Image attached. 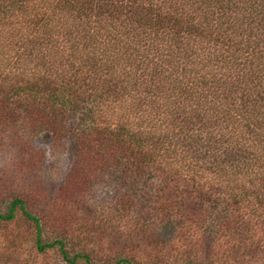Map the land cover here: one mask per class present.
<instances>
[{"label": "trees", "instance_id": "trees-1", "mask_svg": "<svg viewBox=\"0 0 264 264\" xmlns=\"http://www.w3.org/2000/svg\"><path fill=\"white\" fill-rule=\"evenodd\" d=\"M8 123L28 137L44 131L47 166L62 149L70 158L55 221L88 182L113 176L115 205L134 210L132 238L149 243L174 218L164 191L184 184L177 260L235 264L214 244L204 259L202 244L235 214L248 251L237 264H264V0H0ZM17 212L34 228L35 253L91 264L85 252L69 256L62 233L43 239L23 197L0 222Z\"/></svg>", "mask_w": 264, "mask_h": 264}, {"label": "rangeland", "instance_id": "rangeland-1", "mask_svg": "<svg viewBox=\"0 0 264 264\" xmlns=\"http://www.w3.org/2000/svg\"><path fill=\"white\" fill-rule=\"evenodd\" d=\"M43 132H32L28 137L16 124L0 125V211L5 210L12 198L23 197L27 209L41 222L43 239L52 240L62 233L64 248L69 256L85 252L91 264H115L117 261L118 264H127L119 261L121 258L128 259L130 264L188 263L176 258L179 255L176 252L183 250L187 239L178 232L182 222L187 225L190 211V208L184 207L185 203L181 206V200L187 195L184 184H179L181 189L177 187L171 192L164 191V199L171 201L173 206L174 218L158 226V229L154 228L159 237L149 243L132 238L136 227H133L136 218L134 210L115 205L119 190L113 176L88 182L86 190L75 201L71 200L66 219L55 221L53 213L59 207L63 208L60 198L56 202V193L63 178L69 176L70 158L63 157L65 151L62 149L52 160V163L56 161V165L47 166L46 160H50L52 155ZM145 219L148 220L147 217ZM238 219L235 214L231 215L227 227L214 235L216 241L202 243L207 251L204 259L213 244L217 247L215 254L219 253L228 260L232 258L235 264L247 259L248 251L238 244L245 242L237 235L241 234L237 228V223L240 225ZM248 227V235L254 232L257 236L255 226L249 222ZM209 232L207 229L206 234ZM33 241L34 228L19 212L14 219L0 222V264H68L60 258L56 248L35 253ZM73 264L86 263L77 259Z\"/></svg>", "mask_w": 264, "mask_h": 264}]
</instances>
